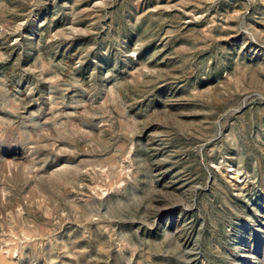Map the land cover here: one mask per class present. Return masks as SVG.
<instances>
[{"label": "rangeland", "instance_id": "374dc122", "mask_svg": "<svg viewBox=\"0 0 264 264\" xmlns=\"http://www.w3.org/2000/svg\"><path fill=\"white\" fill-rule=\"evenodd\" d=\"M0 264H264V0H0Z\"/></svg>", "mask_w": 264, "mask_h": 264}]
</instances>
